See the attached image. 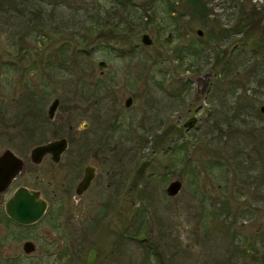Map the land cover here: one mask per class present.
Listing matches in <instances>:
<instances>
[{
    "label": "rangeland",
    "instance_id": "374dc122",
    "mask_svg": "<svg viewBox=\"0 0 264 264\" xmlns=\"http://www.w3.org/2000/svg\"><path fill=\"white\" fill-rule=\"evenodd\" d=\"M199 1L212 10L207 23L187 0H0V151L24 156L57 125L68 151L102 141L117 147L100 170L109 168L111 178L99 174L82 199H49L46 214L27 227L0 223L36 246L15 252L17 264H264V59L259 71L237 67L253 56L250 48L237 54L244 34L226 41L218 33L236 22V3L261 9L264 0ZM122 2L132 28L116 27L130 20L122 9L113 15ZM233 43L225 71L218 56ZM191 44L204 51L189 68ZM54 98L62 120L47 128ZM76 133L81 140H71ZM88 153L73 168L80 177ZM63 174L50 175L53 184ZM174 179L182 187L169 196ZM0 245L12 255L19 243Z\"/></svg>",
    "mask_w": 264,
    "mask_h": 264
},
{
    "label": "flooded vegetation",
    "instance_id": "af4514ba",
    "mask_svg": "<svg viewBox=\"0 0 264 264\" xmlns=\"http://www.w3.org/2000/svg\"><path fill=\"white\" fill-rule=\"evenodd\" d=\"M127 97H131L132 101H131V105L126 106L125 102ZM124 99V107L126 109L131 108V106L133 105V96L129 95ZM58 99L59 103L57 105V108L55 109V113L53 115V118L50 119L48 117V110L49 107L51 106L52 102ZM96 100L93 101V103L95 104ZM60 99L59 98H54L46 112H45V123H43V125H45L48 128V124L49 125H53L55 123H57L58 121L62 120V116L61 114L58 113V109L60 108ZM117 116H115V119H113L112 125L117 124L118 120H117ZM88 126L87 123L83 124V128H86ZM46 127L43 126L42 130L46 131ZM72 127H69L70 132H72ZM51 132L53 134V138L49 139L47 141L38 143L32 147H30V149L28 150L27 154L24 156H19L18 154L15 153V151L12 148L9 147H5L4 149H2L0 151V155L9 150L11 151L17 158L21 159L22 161V167H20L16 173L13 175V177L9 180L8 183H4L3 185L0 186V196L3 197V201L0 202V204L2 203V207L0 208V223L4 224L5 222L9 223H13L18 227H27L29 225H33L36 222H38L47 212L48 207H49V199L51 200H57V201H62L63 198H68V197H73V199L75 201L80 200L83 198V196L86 195V193L92 188V185L94 184V182L96 181V178L98 177V175L100 174L105 177H109L111 178V170H109V168H106V170L102 173H100V170L102 168L107 167V158H109V151H112V149H114V151H116V146H108L105 144V142H101L99 144H97L96 146L93 147V149L91 150V148H89L88 146V150L84 149L83 146H76L74 147V151H68V148L70 147L69 144V140L67 137L60 135L59 136V132H60V126L57 125L56 129H52L51 128ZM95 132V131H94ZM101 133V132H100ZM58 136L60 138H66L67 140V145L66 148L60 153V155L57 157L56 154H54L52 152L53 147H51L50 151L45 152L38 161H34L33 157L35 159L39 158V156L37 155H32V150L39 146V145H44V144H48L52 141L58 140L60 138H58ZM71 140H81L80 135H78V133L76 134H72L71 135ZM56 137V138H55ZM109 138V137H108ZM107 139L106 142H107ZM81 145V144H80ZM79 149V150H78ZM76 150L78 152H76ZM89 152L87 155H89V161H87L85 163V166L82 170V174L81 177L79 176L80 172H75V168L76 166H79L78 164L81 163L82 158H84L85 154ZM88 157V156H87ZM66 158L67 162H63V159ZM2 168H1V174H3V176L9 177L10 174L12 173L11 171H13L14 169H12V163L10 161L9 158H6L5 160H3L2 162ZM33 166V167H31ZM61 166V167H59ZM89 168V172L90 174H92V179L89 183V186L87 187L86 190L82 191L81 193L78 192V185L80 183V181L83 179V177L85 176V172L86 169ZM64 172L63 176H64V181L61 183H57V184H53L52 179H50V175L55 176V175H62V173ZM34 179L36 182L31 183L30 179ZM68 178V179H67ZM102 178V177H101ZM17 181L19 182L18 185L16 186ZM46 184V186H48V191L46 192L44 190V185ZM103 184V182H99V185ZM106 186H110V182L106 183ZM102 185L99 186V196L101 197H105V193L102 190ZM19 188H25L27 190L30 191H37L38 194V200H42L45 201V211L43 212V215L34 223L32 224H22L16 220H14L13 218H11L6 210H5V205L6 202L14 196V194L16 193V191ZM6 224V223H5ZM8 226V225H7ZM2 228V227H0ZM3 229V228H2ZM1 240L4 241H13L15 243V241H17L19 243L18 247L15 248L14 252L11 253L9 252V250L6 247H3L0 245V248H2L0 250V264H17V259H19L17 256L19 254V252L17 253V255H15L18 250H21L23 253L27 254L26 251L24 250L25 247V243L27 241L32 242L29 238L28 235L26 236V234L23 235V233L21 231H13L11 230L10 227H7L6 229H4L3 231H0V244H1ZM20 247V248H19ZM36 249V248H35ZM6 254H9V256H7Z\"/></svg>",
    "mask_w": 264,
    "mask_h": 264
},
{
    "label": "trees",
    "instance_id": "16d2710c",
    "mask_svg": "<svg viewBox=\"0 0 264 264\" xmlns=\"http://www.w3.org/2000/svg\"><path fill=\"white\" fill-rule=\"evenodd\" d=\"M232 1L235 3V0H232ZM187 2H188V5L191 6L190 7V9H192L190 10L191 13L192 12L196 13L195 12L196 9L199 10L200 14H198L199 15L198 18L203 23H207L209 20V16L213 15L212 10L207 7L206 2H200L199 0H187ZM236 4L240 8V12L238 9V13H239L238 15L236 14L237 12L235 10H232L233 15L235 14L237 16L236 22H234V24L231 26V29L221 28L219 29L218 33L221 34V37L226 39V41H228L227 39H232V37H234L233 35L235 34H239V33L244 34L242 35V38L239 39L238 45H241V46L239 47V52H237V54L239 56L240 54L244 53L246 49L250 48L253 54V56L251 57L252 60L248 59L246 61L251 62V64L246 66V64L245 65L243 64L245 61H241V60L237 61L235 64L237 67L240 66L242 69L246 70L247 72L251 71V68H252L251 65H253V68L256 69L255 71H259V69L262 67L261 63L264 59V24H262V21H263L262 16L264 15V7H262L261 9H257L254 6L253 8L247 10V8L244 7L245 6L244 2L236 3ZM125 5H126L125 2L117 3L116 6H114L113 15L117 14V16H120L121 14H120L119 9H122V15L126 14L125 16L127 18H130V20H125L123 18L119 22H117L118 23L117 25L116 24L115 25L117 27L122 24V27L132 28L131 25L135 24V22H132L131 12L126 11ZM231 6L235 7V5L232 3L226 6V10ZM167 7H168L167 13L169 17L173 19L172 16L175 15V11L173 10L172 2H169ZM260 16L261 18H259ZM141 18L142 16L139 17V19ZM145 23L148 24V20ZM93 24H97V23H93ZM171 24H173V22H171ZM255 27L258 29L257 31L258 36L256 37H254V34H257V32L255 31L256 29ZM120 30H123V28ZM191 45L192 46L187 47V51H189L188 54L190 55V57L191 56L193 57L191 63H189V68H192L194 66V60L200 59L203 57L202 53L204 51L203 50L204 46L202 44H197V45L191 44ZM235 45L236 43L232 44V48L230 52L227 53V56L222 55L223 56L222 58L218 56L219 59H223L224 70L225 69L228 70L230 68L229 66L232 64V61L230 60V58L234 55V51L236 48ZM180 57L182 58V56ZM258 57H261L262 60L261 61L257 60ZM253 72H250V73H253ZM253 75L256 76L255 73Z\"/></svg>",
    "mask_w": 264,
    "mask_h": 264
},
{
    "label": "water",
    "instance_id": "95a60500",
    "mask_svg": "<svg viewBox=\"0 0 264 264\" xmlns=\"http://www.w3.org/2000/svg\"><path fill=\"white\" fill-rule=\"evenodd\" d=\"M197 33L199 35H202L201 30H197ZM142 42L146 45H149L152 43V39L149 37L147 33H144L142 35ZM103 62H101L102 64ZM132 98L127 97L126 99V106L131 105ZM59 103L58 99H55L48 110V117L50 119L53 118V115L55 113V109L57 108V105ZM259 110L264 114V104H261L259 106ZM196 121V117H191L188 120H186L183 124L185 128H190L194 125ZM67 140L66 138H60L58 140L52 141L48 144L39 145L35 147L32 150V155H37L39 158L35 159L33 157L34 161H38L40 157L47 151L51 150V147H53L52 152L57 155V157L60 155V153L66 148ZM6 158H9L12 163V173L9 177L3 176L1 174V168H2V162ZM22 167V161L21 159L17 158L11 151L7 150L3 152L0 155V186L4 183H8L9 180L13 177V175L16 173V171ZM92 179V174L89 172V168L86 169L85 176L80 181L78 185V192H82L87 189L89 186V183ZM182 182L178 179L171 180L166 188V193L169 196H176L179 191L181 190ZM38 192L37 191H30L25 188H19L13 197H11L5 205V210L7 214L13 218L14 220L22 223V224H32L36 222L45 211V201L38 200ZM25 251L27 253H30L35 250V244L33 242L27 241L24 245ZM90 256V255H89Z\"/></svg>",
    "mask_w": 264,
    "mask_h": 264
}]
</instances>
